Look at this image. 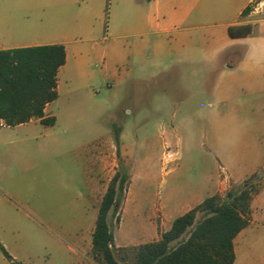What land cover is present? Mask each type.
<instances>
[{
  "label": "rangeland",
  "instance_id": "1",
  "mask_svg": "<svg viewBox=\"0 0 264 264\" xmlns=\"http://www.w3.org/2000/svg\"><path fill=\"white\" fill-rule=\"evenodd\" d=\"M132 1L0 0V28L51 34L84 50L82 61L69 62L58 75L61 86L66 75L74 79V90L62 91L47 109L56 114V124L30 122L8 131L27 139L24 154L36 166L29 192L13 196L11 225H0V245L21 264H96L91 232L85 250L79 237L94 226L103 193L93 198L80 157L110 138L107 177L121 168L130 176L120 224H112L117 248L151 242L143 240L144 220L154 216L158 232L161 226L168 228L161 225L157 209L180 206L190 193L211 191L223 176L220 167L237 181L230 183L237 191L253 165L264 164V92H227L228 101L218 105L215 97L197 89L192 74L199 67L171 63L141 68L135 57L139 38ZM247 15L253 21L264 19V0H253ZM231 53L237 57L242 49ZM84 72L89 79L83 82L78 77ZM176 76L181 81H173ZM186 84L190 97L180 89ZM115 129L123 132L118 149ZM97 173L95 163V181ZM256 174L250 205L259 208L264 206V168ZM74 214L78 224L70 222ZM201 219L198 214L196 222ZM254 220L235 249L234 264L264 261V207ZM115 256L119 260L124 252Z\"/></svg>",
  "mask_w": 264,
  "mask_h": 264
},
{
  "label": "crops",
  "instance_id": "2",
  "mask_svg": "<svg viewBox=\"0 0 264 264\" xmlns=\"http://www.w3.org/2000/svg\"><path fill=\"white\" fill-rule=\"evenodd\" d=\"M252 1L133 0L130 5V11L133 15V29L139 38L135 48V57L138 64L141 68H145L146 66H166L171 63L188 67H199V70L192 74L193 81H195L196 87L200 92L215 97L218 105H222L228 101L226 98L227 92L232 93L239 89L248 91L256 89L258 92H264V34L233 37L229 33V30L233 27L246 25L264 27V19L253 21L249 20L250 15L245 16V12ZM55 44L62 45L66 54L65 64L57 73L58 97L55 100L57 101L62 91L74 90V79L68 78V75L66 77L63 75L65 77L64 84L62 86L59 84L58 75L60 71L64 70L69 62L82 61V51L84 50L76 44H68L51 34L29 33L23 30L19 33H12L7 29L0 28V51ZM236 49H242V53L234 57L231 51ZM105 59L103 58V60ZM109 59L111 58L109 57ZM78 79L84 82L89 79V76L84 72ZM172 80L181 81V78L176 76ZM144 81L148 83V80ZM180 89L183 95L187 97L192 96L189 84L181 85ZM55 101L47 104L44 109L45 117L55 118V123L52 126L56 124L57 116L53 111H48L47 109ZM30 122L41 124L36 119ZM25 124L15 127L3 126L0 128V225H4L5 227L11 225L13 212L16 211L12 203L13 196L29 192L30 175L36 169V166L32 165L24 154V146L27 144V139L14 138L8 132ZM110 141L111 138L105 145L99 146L96 149L91 147L85 159L80 157L81 160L85 161L86 184H89L94 199L100 191L104 195L110 180L116 173L114 172L110 178L107 177ZM120 141L121 143L123 141L122 131H119V144ZM116 149H118L117 146ZM72 156L76 160L77 156L70 155V157ZM95 163L98 167L96 181L94 179ZM262 168H264V164L253 165L251 174L245 177H251ZM94 181L96 184L95 190L93 189ZM231 182L236 183L237 181L232 180L229 174H227L226 179L223 176H219L214 181L211 191L205 192L202 190L190 193L187 196L186 202L180 206L170 208L165 204L162 205L157 211L161 216V225L167 224L168 228L164 229L161 226L158 232L153 223L154 216L148 217L144 220L145 235L143 240L151 239V242L158 241L160 236L170 229L172 222L177 218H173L174 215L172 216V213H177L179 214L178 217H180L198 206L206 198L214 195L224 198L230 189ZM262 193H264V189ZM200 194H202L201 197H199ZM126 197H124V200ZM263 207L261 204L259 208H254L251 203L249 225L234 239V253L235 249L238 251L239 245L246 235V229L255 222L254 219L257 212L263 209ZM76 219L75 214L73 217L70 216L71 224H78ZM94 226L92 227L91 223L89 232L87 231L85 235H80L79 237V243L85 250L86 248L83 245L84 242H88V235L91 232L89 239L91 253ZM85 244L87 245V243ZM7 253L12 258L15 257L9 252ZM15 261L18 262L17 260ZM0 264H11L3 257L1 252ZM245 264H264V261L256 263L249 260Z\"/></svg>",
  "mask_w": 264,
  "mask_h": 264
},
{
  "label": "trees",
  "instance_id": "3",
  "mask_svg": "<svg viewBox=\"0 0 264 264\" xmlns=\"http://www.w3.org/2000/svg\"><path fill=\"white\" fill-rule=\"evenodd\" d=\"M229 33L233 37L261 35L264 27H233ZM65 61L64 47L56 44L0 51V128L35 119L45 126L55 123V118L45 117L44 109L58 97L57 73ZM114 142L118 148V129ZM256 177L257 174L252 175L237 191L231 188L224 198L218 195L206 198L177 217L158 241L117 248L112 224L120 223L121 204L130 184L126 170H117L97 209L92 234L93 261L96 264H122L125 260L131 264H234L233 241L249 225L252 181ZM198 214L202 219L196 222ZM0 252L9 263L20 264L2 245ZM121 252L124 256L117 260L115 254Z\"/></svg>",
  "mask_w": 264,
  "mask_h": 264
},
{
  "label": "built area",
  "instance_id": "4",
  "mask_svg": "<svg viewBox=\"0 0 264 264\" xmlns=\"http://www.w3.org/2000/svg\"><path fill=\"white\" fill-rule=\"evenodd\" d=\"M219 170H220V173L223 175V177L226 179L227 178V174H226L225 169L223 167H220Z\"/></svg>",
  "mask_w": 264,
  "mask_h": 264
},
{
  "label": "bare ground",
  "instance_id": "5",
  "mask_svg": "<svg viewBox=\"0 0 264 264\" xmlns=\"http://www.w3.org/2000/svg\"><path fill=\"white\" fill-rule=\"evenodd\" d=\"M169 158V157H168ZM167 159V158H166Z\"/></svg>",
  "mask_w": 264,
  "mask_h": 264
}]
</instances>
